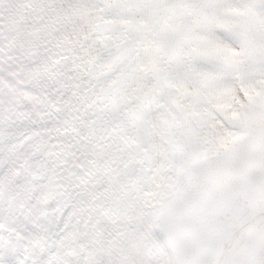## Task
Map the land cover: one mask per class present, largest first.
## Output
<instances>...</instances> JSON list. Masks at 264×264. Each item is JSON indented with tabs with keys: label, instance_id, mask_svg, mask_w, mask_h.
<instances>
[{
	"label": "snow or ice",
	"instance_id": "obj_1",
	"mask_svg": "<svg viewBox=\"0 0 264 264\" xmlns=\"http://www.w3.org/2000/svg\"><path fill=\"white\" fill-rule=\"evenodd\" d=\"M0 264H264V0H0Z\"/></svg>",
	"mask_w": 264,
	"mask_h": 264
}]
</instances>
